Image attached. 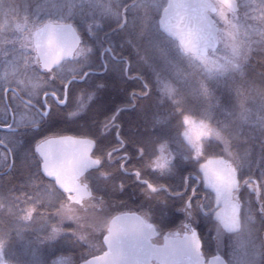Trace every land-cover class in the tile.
Segmentation results:
<instances>
[{
    "label": "snow or ice",
    "instance_id": "1",
    "mask_svg": "<svg viewBox=\"0 0 264 264\" xmlns=\"http://www.w3.org/2000/svg\"><path fill=\"white\" fill-rule=\"evenodd\" d=\"M0 264H264V0H0Z\"/></svg>",
    "mask_w": 264,
    "mask_h": 264
},
{
    "label": "trees",
    "instance_id": "2",
    "mask_svg": "<svg viewBox=\"0 0 264 264\" xmlns=\"http://www.w3.org/2000/svg\"><path fill=\"white\" fill-rule=\"evenodd\" d=\"M116 37H114V39H115ZM117 39V38H116ZM115 39V40H116ZM241 147H243V145H241ZM19 174H17V176H18ZM133 201H129V208L128 209H125V211H129V210H131V211H136V209H135V207L133 206ZM31 238V236L29 235V234H26V239H30ZM25 244H26V240H22V241H20L18 244H17V246H16V250H17V252H19L20 254H23L24 253V251H23V249L25 248ZM204 255H205V257H209V256H212V255H214V250H212V249H205V251H204ZM20 259H21V261H25L26 260V258L22 255V256H20Z\"/></svg>",
    "mask_w": 264,
    "mask_h": 264
},
{
    "label": "rangeland",
    "instance_id": "3",
    "mask_svg": "<svg viewBox=\"0 0 264 264\" xmlns=\"http://www.w3.org/2000/svg\"><path fill=\"white\" fill-rule=\"evenodd\" d=\"M20 2H21V3H24V2H26V0H20ZM115 39H116V38H115ZM116 41H117V46H118V38L116 39ZM190 99H194V98H190ZM181 130H182V128H181ZM242 148H243V147H242ZM152 242H153L154 244H156V245H162V243H163V235H160V236L154 238ZM22 255L26 258L25 261H27V260L29 259V256H28L27 254H25V253L20 254V256H22ZM69 255H70V254H69ZM214 255H215V251H214Z\"/></svg>",
    "mask_w": 264,
    "mask_h": 264
},
{
    "label": "water",
    "instance_id": "4",
    "mask_svg": "<svg viewBox=\"0 0 264 264\" xmlns=\"http://www.w3.org/2000/svg\"><path fill=\"white\" fill-rule=\"evenodd\" d=\"M164 243V242H163ZM163 245V244H162ZM213 258V257H212ZM212 258H210V259H212Z\"/></svg>",
    "mask_w": 264,
    "mask_h": 264
}]
</instances>
